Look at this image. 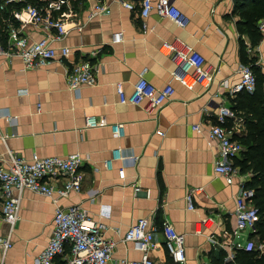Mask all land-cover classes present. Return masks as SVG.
Segmentation results:
<instances>
[{"label":"crops","instance_id":"crops-1","mask_svg":"<svg viewBox=\"0 0 264 264\" xmlns=\"http://www.w3.org/2000/svg\"><path fill=\"white\" fill-rule=\"evenodd\" d=\"M48 1L33 2L45 5ZM103 1L110 4L111 13L90 20L87 12L96 0L74 3L84 26L80 30L68 23L67 34L54 42L71 47L72 53L64 60L26 69L19 57L0 58V167L9 165L8 149L27 159L73 152L87 157L81 167L82 191L62 197L59 203L81 204L91 216L102 219L106 236L117 242L116 260L141 258L142 252L123 240L124 232L140 217H152L159 224L165 218L173 222L186 236L188 264H211L219 251L230 254L232 243L247 250L249 241L257 242L258 236L250 229L236 230L234 213L240 181L249 185L254 176L237 164L247 147L234 160L239 174L228 183L225 175L215 171L217 149L209 138V128L215 123L221 100L241 107L243 101L228 89L239 79L238 69L246 56L243 49L264 70V37L253 45L244 25L247 7L252 9L263 0H174L183 14L182 25L155 11L144 19L138 9H126L115 0ZM243 3L247 5L241 7ZM4 19L0 23L3 40L9 24L20 27L19 22ZM22 31L32 40L48 34L44 26L34 23H26ZM119 31L122 39L113 43L114 33ZM173 41L191 45L204 55L206 67L218 68L210 88L197 85L189 89L172 79L178 61L164 53L162 45ZM83 59L96 65V81L79 90L70 89L67 73ZM142 75L156 87L172 81V100L161 109L151 108L147 101L120 103L116 83L123 82L130 93ZM90 115L107 124L86 127ZM113 123L125 124L124 136L113 134ZM197 123L202 124L201 132L193 128ZM240 129L238 139L247 133V122ZM116 148L125 156L140 155L139 161L127 157L107 167L104 162ZM122 167L124 171H120ZM59 181L61 185L63 179ZM192 189L193 209L186 200ZM55 207L44 195L23 192L18 220L11 225L0 219V235L12 238L7 251L0 249V264H35L52 234ZM204 218L210 226L200 230ZM212 234L230 247L213 243ZM155 239L161 247L152 256L162 264L166 259L162 231L155 233Z\"/></svg>","mask_w":264,"mask_h":264},{"label":"built area","instance_id":"built-area-1","mask_svg":"<svg viewBox=\"0 0 264 264\" xmlns=\"http://www.w3.org/2000/svg\"><path fill=\"white\" fill-rule=\"evenodd\" d=\"M19 1L22 0L0 1V15L9 5ZM76 1L49 0L45 5L28 4L21 9H11L10 17L4 20L9 23L15 20L20 23V27L13 24L8 25L5 40L0 39V58L19 57L26 69L40 68L55 61L64 60L72 53L71 47L68 45L56 46L54 42L59 41L67 34L68 23L80 30L83 28L84 23L78 20V12L75 9ZM115 1L126 9H138L144 19L155 11L161 17L172 19L180 25L183 24V14L175 5L174 0ZM111 11L109 3L96 0L88 9L87 19L109 15ZM26 23L42 25L48 34L40 39L32 40L22 31V27ZM257 26L264 37V17L258 20ZM144 27L146 29V23H144ZM121 39L122 32L119 31L114 33L112 42H120ZM162 51L175 57L178 61L177 68L172 72L173 80L179 81L189 89H193L197 85L210 88L213 84L218 68L206 67L204 55L191 45L181 41L166 42L162 45ZM238 74V81L228 89L229 94L236 96L242 92L253 93L256 89L257 79L252 65L242 63ZM95 81L96 65L89 59L76 62L71 71L67 73L68 86L73 90H79L84 85H92ZM221 84L225 85L226 82L221 81ZM116 90L120 103L137 105L147 101L151 108L158 109L170 102L175 94L172 81L162 87H156L144 75L140 76L130 93L125 91L123 82L116 83ZM215 96H220V94L217 93ZM238 113L230 104L221 100L216 108L215 123H212L209 128V138L217 149L215 171L225 175L228 183H232L234 177L239 174V167L234 164V160L245 151V145L237 138V133L241 131L240 126H244L246 121L244 116ZM231 121H233L232 124ZM106 124L105 119L97 118L94 115L86 117V127ZM111 128L115 136H124V123H113ZM193 128L201 132L202 124H194ZM7 153L9 165L0 167V219L11 225L18 220L21 198L25 190L44 195L56 204L52 234L47 245L35 257V264H58L60 260L63 261V264H157L152 253L161 247V244L155 239V233L158 231H162L163 246L172 259L179 264H188L186 236L166 218L160 224L152 217L138 218L124 232L123 240L131 242L134 249L141 251V258L136 260L123 257L116 260L114 253L117 242L106 236L107 226L103 220L91 216L81 204L63 206L59 203L62 197L82 191L84 174L81 167L87 159L83 154L73 152L67 155H35L27 159L18 156L10 149ZM127 157L137 163L140 155L131 153L125 156L121 148H116L104 164L111 168L114 160H122ZM120 171H124V168L122 167ZM60 178L63 179L61 185ZM140 188V186L135 187L137 191H140ZM194 192L195 189H192L186 195L188 205L192 209L195 208ZM255 196L256 189L250 187L246 181H240L239 192L235 197L236 230L256 231L260 209L254 202ZM102 215H105L104 212ZM209 226L207 218L200 221V230ZM213 236L214 234L209 237L213 243L222 244L224 248L230 247V244L220 243ZM227 238L231 239L230 236ZM11 246V236L0 235V249L5 252ZM246 247L247 250H257L259 254H264V241L250 240ZM236 248L232 243L230 254H226L225 260L232 264H242L235 259Z\"/></svg>","mask_w":264,"mask_h":264},{"label":"trees","instance_id":"trees-1","mask_svg":"<svg viewBox=\"0 0 264 264\" xmlns=\"http://www.w3.org/2000/svg\"><path fill=\"white\" fill-rule=\"evenodd\" d=\"M34 0H22L12 5H9L3 14L0 15V23L2 18L10 17V10L13 8L21 9L28 4H34ZM246 3L241 4L243 7ZM248 18L244 25L250 35L253 45L258 44L262 40V33L258 29L257 22L264 17V0L258 1L256 6L249 9L247 7ZM3 34V33H2ZM6 36V35H5ZM6 37H4L5 40ZM245 63L251 64L256 75L257 85L253 93L242 92L238 96L243 101L232 106L235 109L242 111L240 114L246 116L247 133L241 136L240 140L247 147L244 152V157L237 162L242 170H251L254 173L250 187L256 189L254 202L260 209V217L256 223V231L253 236H258V241H264V70L261 65L255 63V59L247 58V53L243 49ZM237 96V95H236ZM238 110V111H239ZM226 252L219 251L218 254L212 256L211 264H232L225 260ZM235 259L242 264H264V254H259L257 250H246L244 248H236ZM58 264H63L59 261ZM158 264V263H157ZM162 264H179L166 252V260Z\"/></svg>","mask_w":264,"mask_h":264}]
</instances>
